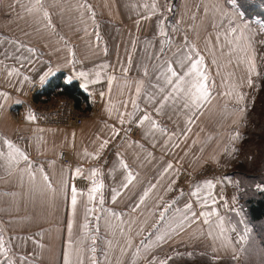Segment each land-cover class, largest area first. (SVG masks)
I'll return each mask as SVG.
<instances>
[{"label": "crops", "instance_id": "crops-1", "mask_svg": "<svg viewBox=\"0 0 264 264\" xmlns=\"http://www.w3.org/2000/svg\"><path fill=\"white\" fill-rule=\"evenodd\" d=\"M199 2L201 11L191 6L192 11L205 21L210 7L221 3ZM34 5L39 10L30 12ZM171 5L170 0H39V5L36 0H0V264H114L115 258L132 257V243L142 247L133 246L138 250L133 257L147 258L143 246L157 240V218L163 214L172 221L166 212L172 211L170 205L167 210L158 208L167 192L176 187L177 169L193 164L175 151L188 153L193 132L215 130L210 123L215 112L218 118L220 110H225L220 100L226 98V83L252 81L251 70L242 76L241 69H236L257 66L243 60L257 59L251 36L264 28L262 31L236 3L239 19L247 22L249 31L235 27L232 40L229 32L226 40L222 14L213 23L216 32L210 33L205 22L192 27L193 14L185 0V10L178 16L185 20L180 32L184 37L179 38L178 28L167 22L176 10ZM222 5L231 7L225 0ZM216 33L215 43H210ZM195 41L209 92L208 99L199 104H192L184 91L189 87L187 81L193 79L187 72L194 62L190 47ZM169 67L184 78L181 91L174 92L161 75L167 73V78L177 83L167 71ZM231 67L235 68L233 75L227 73ZM59 73L65 74L67 82H79L89 99H98L100 114L86 118L81 126H72L62 116L81 112L73 99L63 94L36 99L32 87L43 88ZM55 102L62 105L53 109L44 106ZM67 104L69 110L62 107ZM145 115L148 120L143 119ZM139 121L141 139H135L129 129ZM147 132L149 140L157 142V151L153 142L148 145L152 149L145 148ZM8 142L20 149L27 161L9 149ZM175 143L180 144L179 151ZM10 153L14 156L11 164ZM63 154L70 158L69 163L63 161ZM203 162L208 159L198 163ZM29 172L36 173L35 179ZM43 174L51 187L45 186ZM76 175L87 178L89 185L76 189L73 210ZM230 175L240 182L237 174ZM93 187L98 188L96 193H91ZM192 187L180 191L186 194L182 198L191 210L195 202L188 198V191ZM145 191L149 195L141 203ZM210 191L214 187L207 183L198 191L197 195L204 194L200 209H209ZM217 205L238 228L234 212L240 211L239 203L238 208L227 207L225 202ZM196 219L199 223L205 217L196 213ZM185 238L184 242H189L186 233ZM243 242H248V237L238 230L219 248L228 245L232 254Z\"/></svg>", "mask_w": 264, "mask_h": 264}, {"label": "rangeland", "instance_id": "rangeland-1", "mask_svg": "<svg viewBox=\"0 0 264 264\" xmlns=\"http://www.w3.org/2000/svg\"><path fill=\"white\" fill-rule=\"evenodd\" d=\"M170 1H173L171 9L173 6L176 7L173 13L176 17L171 15L167 22L168 25L178 28V37L182 38L184 35L180 32L185 25V20L178 16L185 10V0ZM218 1L221 3L216 2L215 6L210 7L208 10L209 19L206 18L205 21L199 18V15H196L197 12L192 11V7L201 11L199 0H188L190 9L188 11H192L193 14V17L190 18V25L196 28L205 22L204 25L209 28L210 33L216 32V30L212 29L213 23L217 22L216 18L222 14L220 16L222 20L221 29L226 31L223 35L226 40L228 32L232 40V32L235 27L240 26L242 29L249 31V28L245 25L247 22H242L239 19V12L236 10L238 9L236 0H225L231 5V7L224 6L225 8L222 5V0ZM175 3L176 5H174ZM137 20L139 21V19ZM260 20L259 18H254L252 22L260 24L263 31L264 23H259ZM132 21L133 18L131 17L130 22ZM153 22L157 26V18ZM217 36L218 34L216 33L210 43H215L213 40ZM251 46L253 50L257 49V51H253L254 54L257 52V59H247L243 60V62L252 64L256 62L257 66H241L236 71L241 69V74L244 76L245 73L251 70L252 81L226 83V93L224 92L226 98L225 100H220L222 108H225V110L223 109L224 112L220 110L218 118L215 112V115H213L214 121L210 123L215 130H211L209 134L205 131L193 132V138L189 142L188 153L185 150L180 153L175 151V154H180V156L186 155L187 157L185 158L193 161V164L191 167L177 169L176 187L173 186L171 192H167L168 196L158 208L167 210L170 205L173 208L172 211L166 212L168 213L167 215L172 216V221L168 222L166 216L157 218V240L152 239L150 243L143 246L144 254L147 258L133 257L138 255L137 248L133 247L135 245L138 246V244L132 243L129 246V252H131L132 257L129 259L123 258V260L115 258L113 259L114 264H161V262H164V264H264V244L261 243L264 240V219L253 220L249 217L247 208L248 199L261 198L264 192V32H253ZM190 48L192 49L190 53L193 55V61L198 60L201 53L197 51L196 41L195 45L192 44ZM247 55L250 56V53ZM234 71L235 68L231 67L228 68L227 73L233 75ZM58 105L62 104L55 102L54 104L47 103L44 106L47 109H53L58 107ZM67 105L62 107H66L69 110L71 106ZM64 111L67 112L66 109ZM65 115L63 114V116ZM72 115L74 119L82 120L80 124H72V126H81L86 118L94 117L98 113L96 110H90V108L88 110L81 108V112L74 111ZM219 118H221V122H219ZM65 120H67V116ZM136 124L140 128L138 133L135 135L129 134L132 137L134 136L133 138L141 139V122H136ZM223 127L224 130H222ZM204 129L205 127L202 128V130ZM237 133L239 134L238 136ZM148 134L149 132L144 137L146 141L145 148L147 150L152 149L148 145L153 142L157 151V142H154L153 138L149 140ZM175 144L179 151L180 144ZM146 153L149 152L146 151ZM201 159H208V162L198 163ZM231 173L237 174L240 177V182H237L235 178L233 179L230 175ZM207 181L212 182L214 191H210L211 195L208 198V202H210L209 209H200L201 204H204L201 201L204 194L194 195L193 193L200 190ZM191 186L193 187L188 191V194H191L188 198L193 199L195 202L192 210L187 207L189 203L185 202L186 199L182 198L186 194L180 192L181 189L185 190L186 187L190 188ZM180 198L181 200H179ZM197 199L198 202H196ZM204 202H206V199ZM220 202H225L227 207H231V205L236 207L237 203H239L240 211L236 210L234 212V219L238 223V228L230 221L225 210H217V204H220ZM204 212L212 213V215L208 218V222H205L204 219L198 223L196 213L204 216ZM181 214H188L187 221L189 220L188 222L184 220L182 227L174 222L178 220ZM163 219L165 225L159 227V225H162ZM221 220L223 221L222 227L220 224ZM191 222L193 223L191 224ZM237 229L248 237V242L240 244L236 252L232 254V247L228 245L226 249H220L219 245L221 242L223 244V242L229 241L232 235L238 233ZM181 231L184 232L179 236ZM185 233L190 237L189 242H184V239H186ZM240 235L241 233H239ZM169 239L171 240L169 241ZM257 239L259 240L258 242H256ZM112 254L117 253L113 252Z\"/></svg>", "mask_w": 264, "mask_h": 264}, {"label": "snow or ice", "instance_id": "snow-or-ice-1", "mask_svg": "<svg viewBox=\"0 0 264 264\" xmlns=\"http://www.w3.org/2000/svg\"><path fill=\"white\" fill-rule=\"evenodd\" d=\"M36 4L39 5V0H36ZM84 7H90V6L85 5ZM145 7L147 8L148 5H145ZM152 7H155V4H153ZM33 10H39V9L37 8L36 5H34L33 8L29 9V11L31 12ZM45 16H47L46 12H45ZM161 35H165V33L161 32ZM188 59L191 60L192 57H189ZM200 63H201V60H196V61L192 62L191 65H190V68L188 69V72H187V75L188 76H192L193 79L187 81V84L189 85V87L187 89H184V91H185V95L187 96L188 100L192 104H199V102L201 100H207L208 96H209L208 87H207V84H206L207 77H206V75L204 73H202L200 71ZM167 71L170 72L173 77H176V80L178 82L173 84L172 79L167 78V73H162L161 75L166 76V83H168L170 85H173V91L174 92L181 91L182 90V85L185 84L184 78L181 77L171 67H169ZM81 75H84V74L82 73ZM136 91H137V93H139L140 89L137 88ZM165 99H167V97ZM185 106L187 107L188 105L185 104ZM29 119H35V117L34 116H30ZM143 119L144 120H148L149 117L147 115H145L143 117ZM121 123H123V120H121ZM238 135L239 134L237 133V136ZM8 147H9V149H14L15 153H18L25 161H27V159H28L27 156L24 155V153L21 152L20 149L16 148L15 145H13L11 142H8ZM13 162H14V156H13L12 153H10L9 154V164H11ZM15 162L18 163V161H15ZM171 167L172 166L169 164L168 168H171ZM76 171L79 172L80 169H76ZM29 176H30V178L35 179L36 173L29 172ZM132 179H133V177L131 175H129L128 183H131ZM42 180H43V182H44L46 187H51V184L49 182V178H48L47 174H43L42 175ZM206 183L208 184L209 187H212V182L211 181H207ZM124 186L127 187V184H125ZM100 187H102V185ZM97 191H98L97 187H93L91 189V193H96ZM198 191H197V193H193V194L194 195L198 194ZM148 195H149V192L145 191L143 196L141 197V203H143L144 199ZM93 198L94 197L90 194L89 195V200H92ZM102 202H103V200L101 198V203ZM213 203H215V201H213ZM71 205H72L73 210H75L76 205H77V191H76V189L74 187L72 188V193H71ZM187 207L190 209L191 205H187ZM177 211H179V210H177ZM203 215L205 217V222H208L207 218L210 217L212 215V213L204 212ZM162 216H163V214H162ZM186 219H187L186 214H181V216L178 218V220L174 221V222L178 223V226L182 227L183 226L182 222L184 220H186ZM220 224H221V227H222L223 226V221L222 220L220 221ZM84 227L87 228L88 225L85 224ZM241 239H243V237H241ZM70 246H71V242H70ZM94 250L95 249H93V251ZM161 264H164V262H161Z\"/></svg>", "mask_w": 264, "mask_h": 264}, {"label": "trees", "instance_id": "trees-1", "mask_svg": "<svg viewBox=\"0 0 264 264\" xmlns=\"http://www.w3.org/2000/svg\"><path fill=\"white\" fill-rule=\"evenodd\" d=\"M236 3L248 18L256 17L264 21V0H236ZM55 94H63L70 97L73 99L76 108L88 110L91 107V99H89V95L81 88L79 82H67L64 73L53 76L43 86L42 91L36 95V99H49ZM247 208L250 218L253 220H263L264 192L261 198L248 199Z\"/></svg>", "mask_w": 264, "mask_h": 264}, {"label": "built area", "instance_id": "built-area-1", "mask_svg": "<svg viewBox=\"0 0 264 264\" xmlns=\"http://www.w3.org/2000/svg\"><path fill=\"white\" fill-rule=\"evenodd\" d=\"M39 90H40V87H39L38 85H34V86L32 87V89H31V93H32L33 95H35V94L38 93ZM90 110H92V111H93V110H94V111L96 110L97 113L100 114V112H101V107H100V102H99L98 99H96V98L92 99ZM66 116H67V120H65ZM62 117L64 118L65 121H68L69 123L74 124V125H75V124L78 125V124H80V123L82 122V120H80V119H74V117H73V115H72V112H68V113H66L65 116H62ZM139 129H140L139 126H138L137 124H135V125H133V126L131 127L129 133H130L131 135H135V134L138 133V130H139ZM62 159H63V161L66 162V163H69V162H70V158H68V157L66 156V154H63ZM73 181H74V185H75L74 187H75L76 189H78V190H83V189H85V188L87 187V185H88V184H87V178H85V177L82 176V175H76V176L74 177Z\"/></svg>", "mask_w": 264, "mask_h": 264}, {"label": "bare ground", "instance_id": "bare-ground-1", "mask_svg": "<svg viewBox=\"0 0 264 264\" xmlns=\"http://www.w3.org/2000/svg\"><path fill=\"white\" fill-rule=\"evenodd\" d=\"M42 89H43V88L40 87V90L38 91V93L41 92ZM38 93H37V94H38ZM37 94H35V96H36ZM91 102H92V101H91ZM65 123H69V122H68V121H65ZM73 179H74V178H73ZM87 184L89 185L88 180H87ZM73 185H74V181H73ZM88 185H87V186H88ZM74 186H75V185H74ZM74 188H75V187H74ZM86 188H87V187H86ZM75 189H76V188H75ZM83 190H84V189H83Z\"/></svg>", "mask_w": 264, "mask_h": 264}]
</instances>
